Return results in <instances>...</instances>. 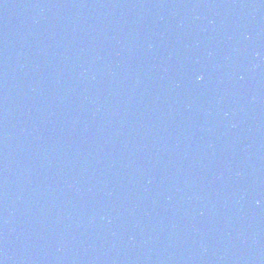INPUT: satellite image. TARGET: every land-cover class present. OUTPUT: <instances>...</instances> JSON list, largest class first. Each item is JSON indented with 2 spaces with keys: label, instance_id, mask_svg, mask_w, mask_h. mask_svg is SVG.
I'll return each mask as SVG.
<instances>
[{
  "label": "water",
  "instance_id": "1",
  "mask_svg": "<svg viewBox=\"0 0 264 264\" xmlns=\"http://www.w3.org/2000/svg\"><path fill=\"white\" fill-rule=\"evenodd\" d=\"M0 264H264V0H0Z\"/></svg>",
  "mask_w": 264,
  "mask_h": 264
}]
</instances>
